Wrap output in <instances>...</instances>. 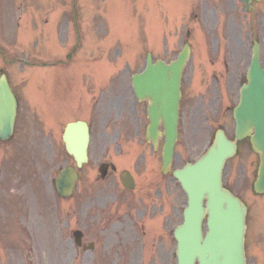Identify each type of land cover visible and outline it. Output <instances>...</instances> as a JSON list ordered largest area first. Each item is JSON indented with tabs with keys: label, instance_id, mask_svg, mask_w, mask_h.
Wrapping results in <instances>:
<instances>
[{
	"label": "rangeland",
	"instance_id": "374dc122",
	"mask_svg": "<svg viewBox=\"0 0 264 264\" xmlns=\"http://www.w3.org/2000/svg\"><path fill=\"white\" fill-rule=\"evenodd\" d=\"M66 1L67 3H65ZM78 1L79 22L81 23H83V9L86 8L88 2L90 44L88 37L84 35L78 53L70 50L67 54L68 59L74 55L67 70L78 71V69L84 68L81 64H86V69H81L80 77L77 78L80 80V84L73 86L76 90L75 94L72 93L71 85H62L60 80L57 83L58 88L61 87L62 91L53 90L51 83L53 74L50 72V68L42 67V69L33 72L39 66L23 68L20 63L14 64L12 62L6 66L21 99L23 97L22 114H26L28 108L53 110L55 108L53 98L54 94L57 95V91L59 97L64 99V103H60L59 114L56 112L55 116L43 114L36 117L38 128L35 129H40L43 134H48L50 131L54 133L56 141L46 148L53 155L54 160H51L49 154L48 156L43 154L42 149L41 153L35 154V157L30 156L27 150L25 156L15 162L17 150L15 140L0 145V264H39V260L42 258L40 249H38L39 241H45L47 236H54L52 228L50 229L45 224L47 219L44 216L47 211L52 210V205L53 208L55 206L52 200V195L55 194L52 186L55 173L52 175V172H58L63 166L73 162L60 140L61 131L68 121L76 118L86 119L93 126L92 158L89 164L81 169L83 178L88 169L97 162L96 154L101 150L98 144L113 139L115 134L113 129L114 112L111 110L110 98H113L116 93L118 94L115 88L118 87L119 83L123 81L127 86L129 73L135 70L134 66L125 65L126 61L133 60L129 56L131 53L139 50L136 55L139 56L137 60H139V68H141L145 62L146 53L151 51L152 41L158 43L157 45H160L161 48L160 52L153 53L167 57L168 60L174 59L183 45L190 42L194 51L200 47V50L205 52L203 54L204 61L201 60V55L193 51L194 59L188 62V72L192 74L195 72L196 75L200 76L201 74L204 75L202 72L205 70V65L206 67L210 66L208 63H211L212 59H208L209 56L217 57L214 60L228 62L231 60L230 51H233L234 70L230 79L233 81L234 73L235 76L237 71L240 74L244 73L251 55L252 42L257 40L261 45L264 64V1L256 4L250 12H246L242 0ZM26 7L27 14L33 20L28 17L21 21L14 20L9 24V21H6L0 24L2 30L0 32V44H11L7 49L10 60L18 57V55H24L26 58L31 57L32 62L36 61L41 64L42 60H48L53 55L64 53L65 48L62 43L69 40V26L64 23L62 29L61 27L58 28V31L54 29L57 33L51 39L50 36H52L53 31L48 30V27L52 23L50 20L52 17L50 19L48 17L51 16L52 12V19L62 13L73 12L72 0H27ZM36 9L42 10V19L34 20L35 13H37ZM72 17H74L73 14ZM45 18L49 20L46 21ZM59 22L62 23L61 20ZM72 27L78 39L74 46L76 47L80 35L76 30L75 22ZM17 30L22 31L21 35L24 41H21V38L17 36ZM151 37L156 40H152ZM27 43L28 46L26 47ZM74 43L75 37H73L72 44ZM40 44L44 45L41 46ZM166 50H169L168 53L165 52ZM240 56L242 58L241 64L239 62ZM56 61L58 65L61 64L59 57L56 58ZM82 61H86V63ZM239 64L240 67L237 69ZM1 65L2 59H0ZM211 65L212 67L207 68L210 72L220 67L215 66V63ZM44 69L48 71L44 80L48 81L44 84V80H42L38 88L39 78L44 74ZM96 71L100 77H105L98 78L93 74ZM34 76L35 78L32 79ZM119 76L123 78L120 81ZM114 79L115 81H113ZM35 80L38 90H35L34 96H30L33 94L30 86L34 84ZM196 80L197 82L195 79L193 80L195 84L206 89L211 90L215 86L214 81L208 80L206 76L204 81L198 80V76ZM30 81L31 83L27 86ZM23 92L30 97L27 98ZM229 99L231 100V98ZM99 107H101L100 110ZM139 135L144 139L143 133H139ZM184 135L183 140H185ZM203 135L207 136L206 132H202V129L198 128L186 133L188 142L182 145L179 151L184 154L187 160L197 158V152L205 139ZM137 137L139 138V136ZM200 140H202V144L199 143ZM203 149L204 147L201 148V152ZM110 151H116V149ZM244 152L243 146L239 151L238 158L236 157L237 159L230 162L233 166L234 177L240 165V177L242 178L246 174L243 166H246L250 161L247 162L243 158V156L245 157ZM83 183L84 179L80 181L79 188L83 187ZM238 190L242 193V186ZM57 204L62 207L60 200L57 201ZM259 213L261 215L260 211H258ZM252 215L251 213L248 215L249 224H253ZM27 232H30L31 235H28ZM253 233L255 234L254 231H251L252 237H254ZM174 243L172 239V250H174ZM257 248L258 238L254 240V243L249 242L247 245L249 264H260L261 257ZM60 260L62 261V257ZM49 263L52 264L53 261L49 260ZM74 264H79V260H75Z\"/></svg>",
	"mask_w": 264,
	"mask_h": 264
},
{
	"label": "flooded vegetation",
	"instance_id": "af4514ba",
	"mask_svg": "<svg viewBox=\"0 0 264 264\" xmlns=\"http://www.w3.org/2000/svg\"><path fill=\"white\" fill-rule=\"evenodd\" d=\"M26 4L27 0H0V22L25 19L28 15ZM36 11L34 20L42 19V10L36 9ZM52 15L53 12L48 18L50 19ZM48 18L46 20H49ZM79 35L80 44L83 38L81 34ZM4 51H7V46L0 44V52ZM162 59L166 64L170 63L167 57L162 56ZM56 62H54L56 69L53 74L55 85L59 79ZM121 79L123 78L120 77L119 81ZM223 89L222 86L219 90L223 91ZM193 90L194 86H191V81L188 82L184 71L179 101L180 144L186 143L188 141L186 133L196 128L213 130L222 127L228 134L233 133L235 104L231 102L226 105L224 100L219 101L213 91H200L201 97L196 98L199 95L194 94ZM115 91L118 94L110 98L111 110L114 112L113 140L98 144L101 149L98 153V161L88 170L83 187L78 189L81 195L70 197L59 214V221L53 222L56 235L52 239L53 249L63 244L56 249L66 251L68 254L75 252L78 256L81 255L82 264H91L89 263L91 259L95 261L93 264H124V262L164 264L170 255L172 220L182 211L185 203V192L180 184H177L178 181L174 176V170L181 165L183 156L178 153L169 169L164 171L162 161L164 139H161L155 147L152 142L146 139L139 140L137 137L147 128L148 109L153 104V100L151 98L139 100L132 83L131 91L123 81L118 84ZM231 91L234 92L235 89ZM14 92L18 98L19 111L15 131L9 140H15L16 157L25 155L27 150L30 156L35 157V154L41 153L43 149V154L47 156L49 154L51 160H54L53 155L46 149L56 141L54 133L50 131L48 134H43L40 129L35 128H38L36 117L43 114L55 116L56 94L53 98L55 101L53 110L28 108L26 114H22V99L15 90ZM104 146H108V149L112 147L116 149L115 155L107 156ZM253 154L250 149L245 151V160L250 161L245 166L246 174L242 181L247 185L246 190L253 189L259 166V157L256 155L254 161L251 158ZM125 171H129L133 177V180H128L131 188H127L123 183L122 173ZM231 178L232 172L226 171L224 181L227 187H233ZM259 196L264 198V195L259 194ZM63 217L65 227L62 226ZM75 230L82 231L79 243L74 237ZM260 257V264H264V243L261 246Z\"/></svg>",
	"mask_w": 264,
	"mask_h": 264
},
{
	"label": "water",
	"instance_id": "95a60500",
	"mask_svg": "<svg viewBox=\"0 0 264 264\" xmlns=\"http://www.w3.org/2000/svg\"><path fill=\"white\" fill-rule=\"evenodd\" d=\"M251 0H245L249 5ZM189 56L186 46L169 67L153 66L137 76L139 96L151 95L155 106L151 117L149 136L157 140L160 117L166 120L165 163L173 156L177 136L176 118L178 88L181 70ZM151 60L149 59V62ZM249 83L241 90L240 104L235 108L237 138L250 134L253 147L262 155L261 175L257 188L264 189V69L259 60L258 44L248 74ZM159 88V91H158ZM17 103L5 75L0 79V125L3 137L12 130ZM253 128L255 131L253 132ZM64 140L67 150L74 155L78 166L87 160L88 128L84 122L71 123L66 127ZM236 143L219 132L208 151L195 164H187L177 172L188 194L185 222L176 236L178 239V264H246L244 233L246 207L240 200L222 187V168L227 158L234 155ZM73 167H66L57 179L61 194L72 191L76 175ZM207 198L206 208L203 199ZM208 213V232L202 234V220Z\"/></svg>",
	"mask_w": 264,
	"mask_h": 264
}]
</instances>
